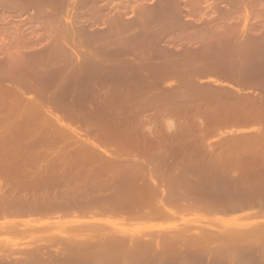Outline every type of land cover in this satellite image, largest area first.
Masks as SVG:
<instances>
[{
  "label": "rangeland",
  "instance_id": "obj_1",
  "mask_svg": "<svg viewBox=\"0 0 264 264\" xmlns=\"http://www.w3.org/2000/svg\"><path fill=\"white\" fill-rule=\"evenodd\" d=\"M263 138L264 0H0V264H264Z\"/></svg>",
  "mask_w": 264,
  "mask_h": 264
},
{
  "label": "bare ground",
  "instance_id": "obj_2",
  "mask_svg": "<svg viewBox=\"0 0 264 264\" xmlns=\"http://www.w3.org/2000/svg\"><path fill=\"white\" fill-rule=\"evenodd\" d=\"M263 139H264V138H263ZM112 167H113V166H112ZM134 167H135V166H133V169H134ZM107 168H108V167H105V169H107ZM110 168H111V167H110ZM113 169H114V168H112L111 171H112ZM128 169H131V168H128ZM108 170H110V169L108 168ZM108 170H107V171H108ZM210 170H211V169H210ZM105 171H106V170H105ZM135 171H136V170H135ZM135 171H134V172H135ZM141 171H142V170H141ZM95 172H96V171H95ZM129 172H130V171L128 170V173H129ZM137 172H138V170H137ZM211 172H212V171H211ZM213 172H214V171H213ZM221 172H222V171H221ZM128 173H127V174H128ZM91 174H92V173H91ZM91 174H90V176H89L90 178H91ZM94 174H95V173H94ZM216 174H217V173H216ZM218 174H219V173H218ZM85 175H86V174H85ZM85 175H82V176L85 177ZM95 175H96V174H95ZM136 175H137V174H135V176H136ZM157 175H158V174H155V176H157ZM262 175H263V174H262ZM92 176H93V175H92ZM133 176H134V175H133ZM133 176H132V178H134ZM158 176H159V175H158ZM204 176H206V175H204ZM237 176H238V175H237ZM243 176H244V175H243ZM97 177H98V175H97ZM130 177H131V176H130ZM142 177H143V176H142ZM159 177H160V176H159ZM161 177H163V176H161ZM164 177H165V176H164ZM206 177H207V176H206ZM224 177H225V175H224ZM224 177H223V178H224ZM235 177H236V176H235ZM79 178H80V177H79ZM85 178H86V177H85ZM90 178H89V179H90ZM92 178H93L95 181L98 180V178H96V179H95L94 177H92ZM127 178H128V176H127ZM136 178H140V177H136ZM136 178H135V179H136ZM154 178H155V177H154ZM214 178H215V177H214ZM214 178H212V179H214ZM226 178H227V177H226ZM226 178H225V179H226ZM245 178H246V177H245ZM250 178H251V177H250ZM80 179H82V181H84V180H83L84 178L81 177ZM93 179H92V181H93ZM195 179H196V178H195ZM235 179H236V178H235ZM128 180H129V179H128ZM133 180H134V179H133ZM137 180H139V179H137ZM169 180H170V179H169ZM169 180L167 179V181H169ZM173 180H174V178H173ZM244 180H245V179H244ZM82 181H81V182H82ZM90 181H91V180H90ZM110 181H111V180H110ZM171 181H172V180H171ZM234 181H235V180H234ZM2 182H3V181H2ZM79 182H80V180L78 181V186H79ZM85 182H86V181H85ZM88 182H89V180H88ZM93 182H94V181H93ZM112 182H113V181H112ZM112 182H111V183H112ZM137 182H138V181H137ZM192 182H193V181H192ZM203 182H204V181H203ZM215 182H216V181H215ZM246 182H247V181H246ZM8 183H9V182H8ZM105 183H106V181H105ZM111 183H110V185H111ZM114 183H116V181H114ZM114 183H113V184H114ZM118 183H119V182H118ZM134 183H135V182H134ZM235 183H236V182H235ZM253 183H254V182H253ZM3 184H4V182H3ZM10 184H11V182H10ZM12 184H13V183H12ZM81 184H82V183H81ZM88 184H89V183H88ZM222 184H223V183H222ZM92 185H95V183H94V184H91V187H93ZM97 185L99 186L100 184H97V182H96V185H95V186H97ZM102 185H103V184H102ZM106 185H108V183H107ZM114 185H115V184H114ZM116 185H117V184H116ZM187 185H188V184H187ZM220 185H221V184H220ZM4 186L7 187L6 185H4ZM4 186L1 185L2 188H4ZM78 186H77V188H78ZM88 186H90V184H89ZM141 186H142V185H141ZM172 186H173V185H172ZM195 186H196V185H195ZM204 186H205V185H204ZM249 186H250V185H249ZM249 186H248V187H249ZM103 187H104V186H103ZM149 187H150V186H149ZM168 187H169V186H168ZM170 187H171V186H170ZM253 187H255V186H253ZM80 188H81V187H80ZM83 188H85V186H84ZM87 188H88V187H87ZM89 188H90V187H89ZM94 188H95V187H94ZM94 188H92V190H93ZM99 188H100V187H99ZM99 188H98V189H99ZM105 188H106V187H105ZM115 188H116V187H115ZM130 188H131V187H130ZM177 188H179V187H177ZM211 188H212V187H211ZM226 188H227V187H226ZM263 188H264V187H263ZM17 189H18V188H17ZM17 189H16V190H17ZM20 189H21V188H20ZM95 189H96V188H95ZM100 189H101V188H100ZM112 189H113V188H112ZM138 189H139V188H138ZM150 189H151V188H150ZM181 189H182V187H181ZM187 189H188V188H187ZM196 189H199V188H196ZM204 189H205V188H204ZM209 189H210V188H209ZM2 190H5V189H2ZM11 190H12V189H11ZM18 190H19V189H18ZM21 190H22V189H21ZM77 190H78V189H77ZM81 190L83 191L82 188H81ZM96 190H97V189H96ZM104 190H105V189H104ZM107 190H108V189H106V191H107ZM126 190H127V189H126ZM134 190H135V189H134ZM143 190L145 191V188H144ZM143 190H140V191L138 190V192H137V193H139L138 196H137V193H136V195H135V193H134V196H137L138 199H139V201H142V200H143L142 202H144V199H143L142 197L145 196V195H146L145 192L148 191V190H147V191L143 192ZM179 190H180V189H179ZM7 191H8V190H7ZM7 191H6V194H3L4 192L2 193L3 196H4V195H5V196L8 195ZM111 191H112V190H111ZM128 191H129V190H128ZM150 191H151V190H150ZM157 191H158V190H157ZM167 191H168V190H167ZM186 191H187V190H186ZM196 191H197V190H196ZM8 192H10V190H9ZM90 192L92 193L91 190H90ZM99 192H100V191H99ZM109 192H110V190H109ZM113 192H114V191H113ZM131 192H132V190H131ZM140 192H142V193H140ZM148 192H149V191H148ZM148 192H147V193H148ZM174 192H175V191H174ZM174 192H172V193H174ZM15 193H16V192H15ZM19 193H20V191H19ZM75 193H76V192H75ZM79 193H80V191H79ZM96 193H97V192H96ZM105 193H106V192H105ZM117 193H118V192H117ZM126 193H127V192H126ZM128 193H129V192H128ZM152 193H154V192H152ZM158 193H160V192H158ZM178 193H179V192H178ZM189 193H190V192H188V194H189ZM191 193H192V192H191ZM198 193H199V192H198ZM11 194H12V193H11ZM11 194H10V198L12 197ZM112 194H115V193H112ZM168 194H169V192H168ZM181 194H182V193H181ZM248 194H249V193H248ZM32 195H33V194H32ZM77 195H78V194H77ZM80 195H81V193H80ZM80 195H79V196H80ZM116 195H117V194H116ZM128 195H129V194H128ZM139 195H140V196H139ZM149 195L151 196V194H147V199H148V196H149ZM173 195H174V194H173ZM175 195H176V194H175ZM175 195H174V196H175ZM177 195H178V194H177ZM190 195H191V194H190ZM226 195H227V194H226ZM228 195H229V194H228ZM3 196H2V198L5 199V200H3V199L1 198V195H0V198L3 200V201H0V202H4L3 204L6 205L5 208H8V207H9V208H8L9 210L7 209V211H8V212L10 211V207H12V210H14V208H16L14 205L17 206L19 200L16 201L17 204L15 203V201H14V204H13V199H12V198L10 199V202H8V201H9L8 196H7V198H5V197H3ZM36 196H37V195H36ZM45 196H46V195H45ZM79 196H77V198H78ZM82 196H83V195H82ZM84 196H85V195H84ZM110 196H113V195H110ZM110 196H109V197H110ZM121 196H122V195H121ZM126 196H127V195H126ZM131 196H132L133 198H132ZM131 196H129V197H131V198L133 199V201H132V202L130 201V202H131V203H133V202L135 203V201H136L137 199H136L135 201H134V199H135L136 197L134 198L133 195H131ZM150 196H149V197H150ZM171 196H172V194H171ZM174 196H173V197H174ZM186 196H187V194H186ZM242 196H244V195H242ZM245 196H246V195H245ZM250 196H251V195H250ZM25 197H26V195H25ZM31 197H32V196H31ZM38 197H41V196H38ZM38 197H37V198H38ZM43 197H44V196H43ZM48 197L50 198V195H49V196H46V199H47ZM68 197L70 198V196H68ZM123 197H125L124 194H123ZM193 197H194V196H193ZM239 197H240V196H239ZM246 197H247V196H246ZM13 198H14V197H13ZM18 198H19V197H18ZM28 198H29V196H28ZM53 198H54V197H53ZM57 198H59V197H57ZM79 198H81V197H79ZM79 198H78V199H79ZM85 198H86V197H85ZM101 198H102V197H101ZM101 198H100V199H101ZM117 198H118V196H116V197L113 199V201H114V202L117 201ZM152 198H153L154 200H153ZM152 198L150 197L151 201H152V200L155 201V198H157V196H155V198H154V197H152ZM166 198H167V197H166ZM189 198H190V197H189ZM199 198H201V196H200ZM226 198H227V197H226ZM7 199H8V200H7ZM15 199H17V194H16L14 200H15ZM21 199H22V197H21ZM23 199H24V198H23ZM23 199H22V200H23ZM29 199H31V198H29ZM41 199H42V198H41ZM41 199H39L40 201L38 200V204H37L38 206H40V208H41L40 210H39V208H36V207H38V206H37L36 204H34L35 202H34V203L32 202L33 200L31 201V202H32V205H31V203L29 202L30 200H29V201L27 200L28 202H25V201H26V200H25V201H24L25 206L22 204L23 202H22V203H21V202L19 203V204H22V205H23L22 207H24V208H21V206L18 205L17 207H19V208H18V212H16V213H19V209L21 208L20 210H22V209H23V210H22L20 213H21V215L23 216V214L25 215L26 213L30 212L31 209L34 208V205L36 206L34 209H35L36 211H40V212H43V210H44V211H48V209H49V211H54L55 209L57 210V208H55L54 210H52L53 207L50 208V204H49V202H48V199L46 200L48 203H45V206H44L43 200H45V198L42 199V200H41ZM50 199H51V198H50ZM70 199H71V198H70ZM70 199H69V200H70ZM82 199H83V198H82ZM82 199H81V202H82ZM89 199H90V198H89ZM91 199H92V198H91ZM95 199H96V198H94V201H95ZM109 199H110V198H109ZM109 199H108V201H109ZM115 199H116V200H115ZM125 199H126V198H125ZM129 199H130V198H129ZM147 199H146V197H145V201H146ZM150 199H149V202H150ZM167 199H170V198H167ZM171 199H172V198H171ZM187 199H188V198H187ZM193 199H194V198H193ZM193 199H191V200H193ZM223 199H224V198H223ZM228 199H229V198H228ZM234 199H235V198H234ZM35 200H36V199H35ZM35 200H34V201H35ZM52 200H53V199H52ZM79 200H80V199H79ZM87 200H88V199H87ZM98 200H99V199H98ZM118 200H119V199H118ZM130 200H131V199H130ZM174 200H175V199H174ZM180 200H181V198H180ZM198 200H199V199H198ZM202 200H203V199H202ZM226 200H227V199H226ZM5 201H6V202H5ZM11 201H12V204H11ZM36 201H37V200H36ZM71 201H72V199L70 200V202L68 201V202L70 203L69 206H68L67 203L65 204V205H67L69 208H71V207H70L71 205L74 206V205H73L74 203L72 204ZM88 201H89V200H88ZM88 201H87V202H88ZM90 201H92V200H90ZM102 201H103V200H102ZM105 201H106V200H105ZM110 201H111V200H110ZM128 201H129V200H128ZM139 201L137 200V202H139ZM147 201H148V200H147ZM153 201H152V202H153ZM165 201H166V200H165ZM168 201H169V200H168ZM188 201H189V200H188ZM195 201H196V200H195ZM212 201H214V200L212 199ZM215 201H216V200H215ZM229 201H230V200H229ZM229 201H228V202H229ZM231 201H232V200H231ZM233 201H234V200H233ZM245 201H246V200H245ZM245 201H242V203L245 202ZM247 201H248V200H247ZM7 202H8V203H7ZM39 202H40V203L42 202V203L39 204ZM51 202H52V201H51ZM63 202H64V201H63ZM65 202H66V201H65ZM83 202H84V201H83ZM87 202H85V203H87ZM98 202H99V201H98ZM114 202L112 203V201H111V203L114 204V205H115V203H118L119 201H118V202H115V203H114ZM122 202H124V201L122 200ZM126 202H127V201H126ZM130 202H127V203H130ZM170 202H171V201H170ZM172 202H174V201H172ZM216 202H217V201H216ZM262 202H264V199H263ZM26 203H27V204L29 203V205H30L31 207L27 208V207H26V206H27ZM55 203H56V202H55ZM57 203H58L59 206H63V207H62L63 209L58 207L59 209H58L57 211H59V210H64V205H62V204H64V203H62L61 205H60L61 202H57ZM75 203L77 204L76 201H75ZM92 203H93V202H92ZM92 203H91V204H92ZM101 203H102V202H101ZM101 203H100V204H101ZM106 203H108V202H106ZM119 203H120V202H119ZM119 203H118V204H119ZM127 203H126V204H127ZM145 203L147 204L148 202H145ZM150 203H151V202H150ZM175 203H176V202H175ZM175 203H174V204H175ZM198 203H199V201H198ZM249 203H251V202H249ZM0 204H1V203H0ZM3 204L1 205V208H0L1 211H3V209H4V207H2V206H4ZM7 204L10 205V206H7ZM33 204H34V205H33ZM51 204H52V206H54L53 202H52ZM81 204H82V205H81ZM81 204H79V207H80V206H83L82 208H85V206L83 205V203H81ZM98 204H99V203H98ZM98 204H95V205L98 206ZM121 204H122V203H121ZM140 204H141V202H140ZM157 204H158V203H157ZM167 204H169V202H168ZM176 204H177V203H176ZM204 204H205V203H204ZM227 204H228V203H227ZM244 204H245V203H244ZM247 204H248V203H246L245 205H247ZM77 205H78V204H77ZM92 205H93V204H92ZM110 205H111V204H110ZM122 205H123V204H122ZM122 205H121V206H122ZM127 205H128V204H127ZM127 205H126V206H127ZM141 205L143 206L144 204H141ZM141 205H140V207H141ZM153 205H154V202H153V204H152L151 207H153ZM236 205H239V204H236ZM240 205H241V204H240ZM250 205H251V204H250ZM13 206H14V208H13ZM43 206H44V209L42 208ZM47 206H48V207H47ZM56 206H57V205L55 204V207H56ZM67 206H65V210L68 211V210H70V209H68ZM87 206H88V205H87ZM119 206H120V205H119ZM131 206H132V205H131ZM136 206H137V204H136ZM144 206H145V205H144ZM154 206H155V205H154ZM180 206H181V205H180ZM233 206H235V205H233ZM241 206H242V205H241ZM251 206H252V205H251ZM255 206H256V205H255ZM109 207H110V206H109ZM111 207H113L114 210H115V207H114V206L111 205ZM111 207H110V208H111ZM122 207H123V206H122ZM128 207H129V205H128ZM132 207H133V206H132ZM132 207H131V208H132ZM182 207H183V206H182ZM186 207H187V206H186ZM224 207H225V206H224ZM242 207H243V206H242ZM244 207H245V206H244ZM26 208H27V209H26ZM30 208H31V209H30ZM72 208H73V207H72ZM74 208H76V207L74 206ZM125 208H126V207H125ZM138 208H139V207H138ZM162 208H163V207H162ZM173 208H174V207H173ZM232 208H233V207H232ZM28 209H29L30 211H28ZM34 209L32 210V213L35 211ZM42 209H43V210H42ZM45 209H47V210H45ZM50 209H51V210H50ZM76 209H78V206H77ZM88 209H89V208H88ZM117 209H118V207H117ZM132 209H133V208H132ZM153 209H155V208H153ZM159 209H160V207L158 208V210H159ZM178 209H179V207H178ZM182 209H183V208H182ZM182 209H181V210H182ZM211 209H212V208H211ZM15 210H16V209H15ZM26 210H27V211H26ZM41 210H42V211H41ZM74 210H75V209H74ZM74 210H73V211H74ZM78 210H79V209H78ZM118 210H119V209H118ZM124 210L126 211V209H123V210H120V211H124ZM128 210H129V209H128ZM160 210H161V209H160ZM163 210H164V209H163ZM197 210H198V209H197ZM215 210H216V209H215ZM234 210H235V209H234ZM245 210H247V209H245ZM1 211H0V215H1ZM4 211L6 212V209H4ZM36 211H35V212H36ZM49 211H48L47 213H49ZM71 211H72V210H71ZM115 211H116V210H115ZM120 211H119L118 213H120ZM179 211H180V210H179ZM200 211H201V210H200ZM219 211H220V210H219ZM8 212H7V213H8ZM11 212H12V211H11ZM23 212H24V213H23ZM59 212H60V211H59ZM64 212H65V211H64ZM64 212H62V213H64ZM138 212H139V211H138ZM138 212H137V213H138ZM140 212H141V211H140ZM140 212H139V214H140ZM150 212H151V211H150ZM150 212H149V213H150ZM153 212H155V210H154ZM157 212H158V211H157ZM159 212H160V211H159ZM161 212H162V210H161ZM7 213H5V215L10 214V213H8V214H7ZM13 213H14V212H13ZM16 213L14 214V216L19 215V214L16 215ZM38 213H39V212H38ZM38 213H37V214H38ZM55 213H56V211H55ZM162 213H163V212H162ZM45 214H46V213H45ZM50 214H52V213L50 212ZM53 214H54V213H53ZM133 214H134V213H133ZM150 214L152 215V214H154V213H150ZM157 214H158V213H157ZM48 215H49V214H48ZM134 215H135V214H134ZM163 215H168V214H163ZM163 215H162V216H163ZM155 216H158V215H155ZM12 217H13V214H12ZM17 217H18V216H17ZM160 217H161V216H160ZM215 225H216V223H215ZM258 226H259V225H258ZM201 228H202V227H201ZM261 228H262V227H261ZM188 229H189V228H188ZM198 229H200V228H198ZM186 230H187V229H186ZM186 230H185V231H186ZM260 231H261V230H260ZM262 231H263V230H262ZM207 232H208V231H207ZM182 234H183V232H182ZM182 234H181V235H182ZM210 234H211V233H210ZM205 235H208V234L205 233ZM205 235H203L202 238H203ZM234 235H235V234H234ZM183 236H184V235H183ZM183 236H182V238H183V240H184L185 236H184V237H183ZM193 237H194V236H193ZM236 237H237V236H236ZM238 237H239V236H238ZM140 238H141V237H140ZM186 238H187V237H186ZM186 238H185V239H186ZM191 238H192V237H191ZM205 238H206V237H205ZM221 238H222V237H221ZM234 238H235V237H234ZM167 239H168V238H167ZM193 239H194V238H193ZM200 239H201V238H200ZM200 239H199V240H200ZM207 239H208V238H207ZM209 239H211V238H209ZM235 239H236V238H235ZM237 239H239V238H237ZM179 240H182V239L180 238ZM183 240H182V241H183ZM189 240H190V239H189ZM203 240H204V239H203ZM241 240H242V239H241ZM116 241H117V240H116ZM124 241H125V240H124ZM124 241H123V242H124ZM141 241H142V240H141ZM141 241H140V242H141ZM187 241H188V240H185V241H183V243H184V242L186 243ZM191 241H192V240H191ZM197 241H198V240H197ZM211 241H213V239H212ZM126 242H128V241H126ZM143 242H145V241H143ZM164 242H165V241H164ZM166 242H167V241H166ZM180 242H181V241H180ZM188 242H189V241H188ZM215 242H216V241H215ZM151 243H152V242H151ZM153 243H154V242H153ZM161 243H163V242H161ZM174 243H175V242H174ZM181 243H182V242H181ZM190 243H191V242H190ZM194 243H195V242H194ZM202 243H203V242H202ZM205 243H206V242H205ZM114 244H115V242H114ZM122 244H123V243H122ZM134 244H135V243H134ZM177 244H178V243H177ZM192 244H193V243H192ZM200 244H201V243H200ZM103 245H104V244H102V246H103ZM119 245H120V244H119ZM138 245H139V243H138ZM147 245H148V244H147ZM163 245H164V244H163ZM171 245H172V244H171ZM188 245L191 246V244H189V243H188ZM188 245H187V247H188ZM113 246H115V245H113ZM113 246H112V247H113ZM116 246H117V245H116ZM122 246H123V245H122ZM134 246H135V245H134ZM142 246H143V244H142ZM153 246H154V245H153ZM173 246H174V248L176 247L175 245H173ZM145 247H148V246H145ZM151 247H152V246H151ZM166 247H167V246H166ZM199 247H200V246H199ZM237 247H238V246H237ZM116 248H117V247H116ZM153 248H154V247H153ZM189 248H191V247H189ZM201 248H202V247H201ZM231 248H232V247H231ZM231 248H230V250H231ZM127 249H128V248H127ZM138 249H140V248H138ZM138 249H136L135 251L137 252ZM169 249H170V247H169ZM176 249H177V248H176ZM179 249H180V248H179ZM197 249H198V248H197ZM259 249H260V248H259ZM94 250H95V249H94ZM94 250H93V251H94ZM116 250H117V249H116ZM118 250H120V249H118ZM144 250H145V249H144ZM167 250H168V249H167ZM167 250H166V251H167ZM204 250H205V249H204ZM204 250H203V251H204ZM249 250H250V249H249ZM249 250H248V251H249ZM254 250H255V249H254ZM254 250H253V251H254ZM256 250H257V249H256ZM260 250H261V249H260ZM103 251H104V249H103ZM138 251H139V250H138ZM150 251H151V250H150ZM171 251H172V250H170V252H171ZM179 251H180V250H179ZM192 251H194V250H191V252H192ZM203 251H200V252H203ZM220 251H221V249H220ZM236 251L238 252V250H236ZM239 251H241V250H239ZM243 251H244V250H243ZM94 252H95V251H94ZM94 252H93V253H94ZM105 252H106V251H105ZM111 252H112V250H111ZM120 252H121V250H120ZM145 252H147V251H145ZM152 252H153V251H152ZM162 252H163V251H162ZM187 252H188V251H187ZM198 252H199V251H198ZM200 252H199V254L201 255V257H204V254H205V253H203V256H202V254H201ZM223 252H224V251H223ZM237 252H235V253H237ZM251 252H252V251H251ZM137 253H138V252H137ZM140 253H141V252H140ZM147 253H148V252H147ZM150 253H151V252H150ZM159 253H160V252H159ZM164 253H165V251H164ZM168 253H169V252H168ZM214 253H215V251H214ZM217 253H218V252H217ZM217 253L214 254V255H215V256H216V255H217V256L220 255V253H219V254H217ZM221 253H222V252H221ZM238 253H241V252H238ZM259 253H260V251H259ZM124 254H125V253H124ZM131 254H132V253H131ZM154 254H155V252H154ZM162 254H163V253H162ZM177 254H178V253H177ZM184 254H185V253H184ZM191 254H192V253H191ZM196 254H197V250H196V252H195V256H196L195 258H198V255H199V254H198V255H196ZM208 254H209V253H208ZM208 254H207V255H208ZM230 254H231V253H230ZM230 254H229V255H230ZM233 254H234V253H233ZM246 254H247V253H246ZM250 254H251V253H250ZM250 254H248V255H250ZM262 254H264V252H263ZM91 255H92V254H91ZM147 255H148V254H147ZM165 255H166V254H165ZM170 255H171V254H170ZM170 255H169V256H170ZM172 255H173V253H172ZM172 255H171V256H172ZM174 255H175V254H174ZM174 255L172 256V258H174ZM181 255H182V254H181ZM186 255H187V253H186L185 255H183V256H184V257H188V256L190 255V250H189V255H188V256H186ZM207 255H205V256H207ZM231 255H232V254H231ZM231 255H230V256H231ZM234 255H236V254H234ZM240 255H241V254H240ZM240 255H239V256H240ZM248 255H247V256H248ZM70 256H71V255H70ZM72 256H73V255H72ZM74 256L77 257L76 254H74ZM169 256H167V257H169ZM171 256H170V258H171ZM183 256H181V257L183 258ZM192 256H193V254L191 255V257H192ZM215 256H214L213 259L216 258ZM220 256H221V255H220ZM223 256H224V255H223ZM225 256H226V254H225ZM225 256H224V257H225ZM232 256H233V255H232ZM236 256H237V255H236ZM118 257H119V256H118ZM118 257H117V258H118ZM128 257H129V256H128ZM133 257L135 258L136 256L134 255ZM133 257H132V259H131V256H130V260L133 261ZM153 257H154V256H153ZM155 257H158V256H155ZM159 257H160V256H159ZM177 257H178V256L176 255L175 258H174V261H177V259H178V261H179V258H181L180 255H179V258H177ZM191 257H190V259H189V258H186V259H189L191 262H192V260H194V262H195V260H196V262H199L200 260H203L202 258H201L200 260H198V259H195V258H193V257H192V260H191ZM221 257H222V256H221ZM221 257H219V258H221ZM227 257H228V255H227ZM234 257H235V256H234ZM242 257H244V256H242ZM250 257H251V255H250ZM252 257H253V256H252ZM263 257H264V256H263ZM73 258H74V257H73ZM99 258H101V257H97V259H99ZM136 258H137V257H136ZM136 258H135V259H136ZM176 258H177V259H176ZM182 258H181V261H182V263H184L183 260L186 261V259L184 258V259L182 260ZM217 258H218V257H217ZM222 258H223V257H222ZM228 258H229V257H228ZM228 258H224V260H225V259L227 260ZM236 258H237V257H235L234 260H236ZM246 258H247V257H246ZM246 258H244V259H246ZM255 258H257V257H253L254 260H257V259H255ZM39 259H40V258H39ZM68 259H69V258H68ZM76 259H78V258H76ZM76 259H75V262L77 261ZM93 259H94V258H93ZM101 259H102V258H101ZM101 259H100V260H101ZM115 259H116V258H115ZM118 259L121 260L120 257H119ZM118 259H117V261H118ZM123 259H125V258H123ZM123 259H122L118 264H120V263L123 261ZM135 259H134V260H135ZM148 259H149V258H148ZM158 259H159V258H158ZM158 259H157V258H154L155 261H157ZM165 259L168 260V261H166V262H168V264L171 263L170 260L172 261V259H167V258H165ZM175 259H176V260H175ZM242 259H243V258H242ZM242 259H241V261H242ZM244 259H243V260H244ZM249 259L251 260L252 258H249ZM34 260H35V259H34ZM41 260H42V259H41ZM111 260L114 261V262H117L116 260H114V258L111 259ZM126 260L129 261V264H130V262H132V261H130L129 259H125L124 262H126ZM138 260H139V258H138ZM138 260L136 259V261H135V262H132L131 264H135V263H137ZM140 260H141V262L139 261L138 264H142V261H143V260H142V259H140ZM189 260H188V261H189ZM197 260H198V261H197ZM205 260H206V258H205ZM226 260H225V261H226ZM232 260H233V259H231L230 261H228V260H227V261H228V263H229V262L231 263ZM247 260H248V259H247ZM258 260H259V258H258ZM32 261H33V260H32ZM44 261H45V260H44ZM44 261H43V262H44ZM80 261H82V258L80 259ZM80 261H79L78 263H80ZM128 261H127V262H128ZM149 261L152 262V261H153L152 258H151V260L149 259ZM149 261H147V264L150 263ZM155 261H154V262H155ZM210 261H212V260H210ZM219 261H220V259H218V262H219ZM245 261H246V260H245ZM245 261H244V263H240V264H245ZM251 261H252V260H251ZM35 262H36V261H35ZM35 262H34V263H35ZM47 262H48V261H47ZM75 262H74V263H75ZM85 262H86V261H85ZM85 262L83 261L84 264H85ZM87 262H88V260H87ZM89 262H91V263L93 264L92 261H89ZM98 262H99V261H98ZM106 262H108V261L106 260ZM110 262H111V261H110ZM127 262H126V263H127ZM145 262H146V261H145ZM145 262H144V263H145ZM163 262H165V260H164ZM169 262H170V263H169ZM194 262H193V264H194ZM201 262H202V261H201ZM203 262H204V261H203ZM203 262H202V263H203ZM213 262H214V260L212 261V263H213ZM221 262H223V259H222ZM221 262H219L218 264H222ZM234 262H235V261H234ZM242 262H243V261H242ZM26 263H28V262H26ZM36 263H37V262H36ZM36 263H35V264H36ZM41 263H42V262H41ZM72 263H73V261H72ZM72 263H70V264H72ZM78 263H77V264H78ZM83 263H80V264H83ZM91 263H90V264H91ZM172 263H173V262H172ZM172 263H171V264H172ZM176 263H177V262H176ZM182 263H181V264H182ZM212 263H211V264H212ZM226 263H227V262H226ZM37 264H39V263H37ZM42 264H43V263H42ZM51 264H52V263H51ZM103 264H104V263H103ZM110 264H112V262H111ZM122 264H123V263H122ZM150 264H151V263H150ZM163 264H164V263H163ZM173 264H175V263H173ZM177 264H180V263H177ZM186 264H187V263H186ZM190 264H191V263H190ZM198 264H199V263H198ZM213 264H214V263H213ZM215 264H216V262H215ZM223 264H225V263L223 262ZM246 264H252V263H250L249 261H247ZM256 264H257V261H256Z\"/></svg>",
  "mask_w": 264,
  "mask_h": 264
}]
</instances>
